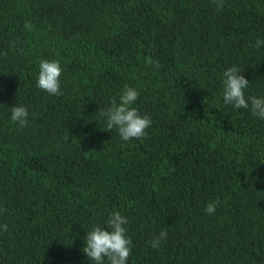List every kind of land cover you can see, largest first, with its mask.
<instances>
[{
	"label": "trees",
	"instance_id": "trees-1",
	"mask_svg": "<svg viewBox=\"0 0 264 264\" xmlns=\"http://www.w3.org/2000/svg\"><path fill=\"white\" fill-rule=\"evenodd\" d=\"M258 37L264 0H0V264H90L114 210L127 264H264V120L221 96L233 64L264 95ZM41 58L61 94L36 86ZM125 84L151 119L130 140L100 115Z\"/></svg>",
	"mask_w": 264,
	"mask_h": 264
},
{
	"label": "clouds",
	"instance_id": "clouds-1",
	"mask_svg": "<svg viewBox=\"0 0 264 264\" xmlns=\"http://www.w3.org/2000/svg\"><path fill=\"white\" fill-rule=\"evenodd\" d=\"M219 6V5H218ZM264 44V38H257L255 46ZM146 63H153L151 57H145ZM35 74L36 86L50 95L61 94V62L58 59L41 58L37 62ZM243 70L237 64L224 68L221 72L222 101L233 109H248L253 116L264 120V95H246L249 86L248 79L242 74ZM139 96L136 87L125 84L119 93L118 100H112L100 110L104 119L105 129H116L122 140H130L146 135L151 124L147 114H141L135 105ZM10 108V119L23 125L28 122L29 112L25 105L14 104ZM216 202L210 201L204 206L206 213H214ZM128 218L120 211L109 213L101 224H92L83 236L82 251L90 264H127L130 254V239L126 235ZM161 230L150 241L152 247H158L166 237Z\"/></svg>",
	"mask_w": 264,
	"mask_h": 264
}]
</instances>
